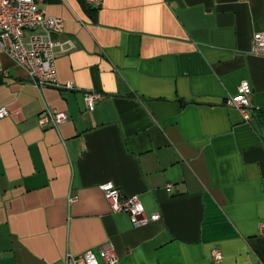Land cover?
<instances>
[{
    "label": "crops",
    "instance_id": "crops-1",
    "mask_svg": "<svg viewBox=\"0 0 264 264\" xmlns=\"http://www.w3.org/2000/svg\"><path fill=\"white\" fill-rule=\"evenodd\" d=\"M35 5L62 18L68 49L41 87L0 50V264H64L106 241L117 264H264V49L250 50L264 0ZM243 79L248 121L226 105ZM85 90L103 94L90 110ZM47 107L68 118L39 126ZM105 181L160 217L111 211Z\"/></svg>",
    "mask_w": 264,
    "mask_h": 264
},
{
    "label": "built area",
    "instance_id": "built-area-1",
    "mask_svg": "<svg viewBox=\"0 0 264 264\" xmlns=\"http://www.w3.org/2000/svg\"><path fill=\"white\" fill-rule=\"evenodd\" d=\"M95 6L101 0H88ZM63 20L59 16L50 15L38 9L35 0H0V50L8 53L15 61L24 67L28 78L36 86L57 83L55 59L56 56L68 48L64 42L57 39ZM264 49V30L253 33L251 52L259 53ZM71 86L70 83H66ZM251 85L247 79L237 85V92L226 99V105L238 109L244 120L251 117L253 105L250 102ZM103 94L94 90L83 93L84 105L92 109ZM8 114L6 106H0V117ZM68 118L65 110L47 107L37 116V123L41 127L58 125ZM171 184L167 183V187ZM99 188L107 200L110 210L126 211L134 226L158 219L160 214H147L136 193L123 194L111 181L99 184ZM75 196H70L73 201ZM99 257L104 264H117L118 255L110 241L104 242L98 248V254L93 249H86L80 254L66 253L64 264H100ZM223 257L221 250L214 247L209 255L211 261H219Z\"/></svg>",
    "mask_w": 264,
    "mask_h": 264
}]
</instances>
